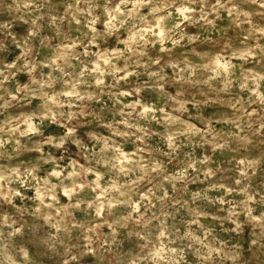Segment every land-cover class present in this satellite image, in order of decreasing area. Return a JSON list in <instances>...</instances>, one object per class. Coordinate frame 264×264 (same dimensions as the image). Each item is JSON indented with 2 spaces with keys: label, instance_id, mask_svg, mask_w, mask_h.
Instances as JSON below:
<instances>
[{
  "label": "clouds",
  "instance_id": "9594fccd",
  "mask_svg": "<svg viewBox=\"0 0 264 264\" xmlns=\"http://www.w3.org/2000/svg\"><path fill=\"white\" fill-rule=\"evenodd\" d=\"M14 2L28 28L0 24V264H264V0ZM224 12L239 31L219 47ZM222 95L233 113L209 140L197 125ZM217 150L234 163L214 169ZM217 173L223 198L182 194ZM192 205L205 222L185 229Z\"/></svg>",
  "mask_w": 264,
  "mask_h": 264
},
{
  "label": "rangeland",
  "instance_id": "374dc122",
  "mask_svg": "<svg viewBox=\"0 0 264 264\" xmlns=\"http://www.w3.org/2000/svg\"><path fill=\"white\" fill-rule=\"evenodd\" d=\"M224 19L221 21H217L218 24V28L217 31L215 33H213V38H219L222 37V40L219 44V47H224L226 45H228L231 41H234L236 39V32L239 31L238 28H236L234 25L232 27H229V21H227V13L224 12L223 14ZM28 20L27 15L25 14L24 10L22 9V7H20L18 5V3L14 2V0H0V24H9L11 26V31L13 33L19 32L21 30L27 29L28 28V24L25 23V21ZM191 31H195V29H190ZM72 31H76V29H72ZM44 51H47V48L45 47ZM205 55H207L208 53L205 52ZM11 59V58H9ZM205 67H207V64L205 65ZM50 70L45 67L44 68V73L45 75L48 74ZM169 72H171V69L168 70ZM13 72H15V70H13ZM16 79H18L21 83H27L28 82V76L26 74H20L16 77ZM197 87H200L199 84H197ZM204 87H206V85H204ZM178 93H173V95H177ZM246 98V97H245ZM213 100H215L216 98L213 96L212 97ZM226 99H230V98H226L223 95L220 97L219 101L216 103V107H218L219 109H221V112L219 114L218 117L215 118V120L213 121L212 118L208 115V113H205V116L207 117L205 124L202 125H197L198 127L204 128L205 125L208 128V131H210L212 133L211 136L207 137L209 140L212 139L213 136H217L218 134L223 132L226 127H227V121L229 119L230 114L233 113V109L229 104L225 103ZM156 102L160 103V99L159 97H156ZM32 106L33 107H39V102L37 101H31ZM189 108H191V105H189ZM226 109V111H225ZM167 111H172V109H166ZM182 111L181 107L179 106V104L176 105L175 111H172L173 115H179V113ZM195 111V110H193ZM14 114H15V110H13ZM0 119H2V117H0ZM191 121H187L184 120L182 122L183 124V129L185 131L191 132L193 135H195V131L194 129L191 128ZM49 131H61V129H58L55 125L52 126L51 129H49ZM70 147L72 148V152L74 154V156L77 154V150L76 147L74 145H70ZM47 151V149H45ZM188 150V147L186 145L185 151ZM208 151L209 154H212L214 151L213 146H209L208 147ZM200 153V149H197V154L199 155ZM31 155L33 157L38 156V153L33 152L31 153ZM235 155L234 152L230 153L227 151H223V150H217L215 151V155L213 156V163H212V167L215 169L217 166H223V167H227L229 165V163H234L233 161H231V157ZM22 159H25L22 157ZM17 161H14V163ZM78 162L80 164H86V161L81 158L78 160ZM179 170V169H177ZM260 177H264V168H262L261 172L258 173L257 177L253 178L252 181V186L255 188L257 187V181ZM89 178L90 179H94V176H91V174H89ZM222 180V174L221 173H217L216 177L214 178V180L212 182H207L203 180V177L200 178L199 181H192L189 185V189L185 190V195H190L192 197V199L197 200V202H199V198L196 195V190H201V195H207L209 197L214 198L215 200H219L221 198L224 197L225 194V188L224 187H217L216 185V181H220ZM54 182V181H53ZM231 183V181H230ZM165 186L168 187L170 189V185L168 184L167 181H165ZM170 195L172 194L171 191L169 193ZM29 195H33L32 192H29ZM50 199V198H49ZM59 199H61L62 202L66 203L67 202V197H63L62 193L61 196L59 197ZM229 200L235 199L236 201H240L243 199V196L237 193H233L231 196L228 197ZM47 202V201H46ZM16 203H19V200L17 199ZM173 205H175V201L172 202ZM178 207V206H177ZM177 207H172L169 206L166 210H165V214L161 217L169 226H173L174 221L179 219L180 213L177 211ZM213 211H220V215L222 216H226L227 215V205L223 206V209L221 210V206L217 203L213 206ZM254 208L256 207L255 205L253 206ZM157 208H159V205H157ZM156 209H153V211H155ZM202 209L196 207L195 205H192L190 208L188 209H184L181 210L184 213V219L180 221V223H182L184 225V228L186 229L188 224L191 223L192 220L195 219H199L201 223L205 222V218L200 216V211ZM262 211H264V207L261 208ZM53 212H55V209H53ZM158 215H160V213H157ZM258 214L257 212H254V215ZM152 213L149 212L148 216H151ZM65 219L66 220H71L72 223H79L81 226H83L86 221L84 219V216L80 213L79 210H77L76 212H67L65 215ZM241 219H243V217H241ZM155 222V221H153ZM91 227H95L94 225H92ZM192 227L194 228L195 225L193 224ZM183 230V229H182ZM104 232H107V228L103 229ZM249 233H251L252 229L251 226H249L248 228ZM87 259H89L88 257L84 258V261H86ZM84 261L81 262V264H84Z\"/></svg>",
  "mask_w": 264,
  "mask_h": 264
}]
</instances>
